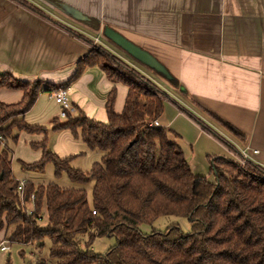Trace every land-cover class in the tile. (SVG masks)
I'll use <instances>...</instances> for the list:
<instances>
[{
  "label": "trees",
  "instance_id": "16d2710c",
  "mask_svg": "<svg viewBox=\"0 0 264 264\" xmlns=\"http://www.w3.org/2000/svg\"><path fill=\"white\" fill-rule=\"evenodd\" d=\"M12 1L48 20L25 0ZM49 1L63 9L60 2ZM83 21L99 30L98 21ZM109 63H114L117 70ZM88 67H98L113 84L105 103L106 121L90 119L73 105L76 113H68L65 123L54 128L68 131L88 150L102 153L100 162L82 173L69 166L70 158H60L49 150L44 127L28 124L24 117L41 90L68 89ZM116 84L127 89L119 114L113 109ZM168 84L187 95L176 79ZM1 88L22 92L20 102L0 104V231L10 229L11 242L29 246L47 239L49 256L56 264H264L263 166L249 159H245V166L225 158L209 159L213 181L194 174L182 149L169 140L173 133L150 127L161 117L165 102L177 106L232 153L242 155L157 84L106 48L99 46L80 60L66 85L24 82L0 75ZM206 113L242 136L216 115ZM21 133L44 136L42 141L29 144L32 150L41 152V159L33 164L20 162L22 169L40 173L51 164L56 176L65 173L73 183L86 185L93 181L91 204L83 189L27 181L23 182V201L34 196L33 211L28 215L18 192L21 182L11 169L13 146ZM44 215L46 225L41 226ZM161 217L187 220L189 233L184 234L177 223L164 231L147 234L141 230ZM102 237L113 238L115 244L106 253L95 254L92 243Z\"/></svg>",
  "mask_w": 264,
  "mask_h": 264
},
{
  "label": "crops",
  "instance_id": "0c3cea01",
  "mask_svg": "<svg viewBox=\"0 0 264 264\" xmlns=\"http://www.w3.org/2000/svg\"><path fill=\"white\" fill-rule=\"evenodd\" d=\"M25 1L42 11L48 20L12 0H0V75L24 82L66 85L90 50L88 43L64 28L90 41L101 36V46L111 50L114 46L102 37L103 28L108 27L156 58L187 95L169 84L165 86L157 75L120 50L116 51L118 58L140 74L147 73L146 78L177 104L246 159L264 167V0H55L63 9L49 0ZM85 19L98 21L99 30L85 25ZM86 87L92 93H86L87 98ZM112 87L98 67H88L68 86L70 102L88 118L105 122V103ZM114 87L113 109L119 114L127 89L122 84ZM43 92L47 91L41 90L39 95ZM21 99V91L10 90V96L0 104H15ZM206 112L216 115L242 136L229 131ZM56 115L48 120L51 129L46 133L57 137L54 151L58 157L66 158L76 154L80 146L68 131L54 129L61 124ZM158 121L160 127L173 133L169 140L182 149L196 175H209V159H231L234 154L170 102L164 103ZM43 138L28 135L29 144ZM62 141L71 148L68 155L58 153L57 145Z\"/></svg>",
  "mask_w": 264,
  "mask_h": 264
},
{
  "label": "rangeland",
  "instance_id": "374dc122",
  "mask_svg": "<svg viewBox=\"0 0 264 264\" xmlns=\"http://www.w3.org/2000/svg\"><path fill=\"white\" fill-rule=\"evenodd\" d=\"M6 1L10 2V0H6ZM100 38L101 36L99 37V41H100ZM91 42L92 44H88L89 50H90L89 53L95 52L97 48L101 46V42L98 44L95 43V38ZM107 44H111V43H107ZM113 48L115 49L111 48V50L110 49H107V50L110 51L113 54V56L115 55V57H117L118 56L117 50L119 49H117L116 47H113ZM109 65L111 66L112 69L117 70V67L114 65V63L113 64L109 63ZM144 69L149 71L147 68H144ZM145 74H143V76L146 77ZM157 80L161 81L163 84H165V86H167L168 84L165 80H163L162 78L158 76H157ZM86 93L89 94L87 87L84 90V96L87 98ZM91 94L92 93H90L89 96ZM50 95H51V92H46V93L43 92L41 93V95H39L41 98L36 102L37 104L35 103L30 114L26 118V121L28 124L42 126L46 130L51 129L50 125L47 124L48 120L50 121L51 119H53V117H55L52 115L57 114L56 116H59L60 108L58 107L57 104H55L53 100L49 98ZM6 96L8 97L10 96V90L5 89L0 92V102H3ZM95 97L97 98V95ZM88 101H90V99H88ZM6 104H10V102ZM59 121L61 124H63L65 123L66 119L59 118ZM46 134H47L49 150L57 154L54 151L56 150L55 145L57 143V137L54 135L48 134V132ZM72 139L75 140L73 137ZM75 141L78 143V146H80L79 151L76 154L69 156L68 153H70L71 148L63 141L57 145V150L59 151L58 153L62 155H65V154L68 155L66 156V158H70L69 166L72 169L76 171H80L82 173H87L91 170L94 164L100 162L102 153H100L97 150H88L82 143L81 139L79 138L76 139ZM13 152L14 153H13V158H12L11 169H12V173L15 179L18 182L34 181L42 185L43 184L47 185L49 183H55L63 188L83 189L85 190V193L87 194L89 204H91L92 188L94 186L93 181H90L86 185H82L80 183H73L65 173L60 174V176H56L54 167L51 164L45 165L43 171L40 173L22 169L20 162H23L25 164H33V163L38 162L41 159V152L39 150H32L30 148L28 135H26L25 133H21L19 135L17 143L13 146ZM225 159L235 162L239 164L240 166H245V158L243 156L233 154L231 159L230 158H225ZM197 167L198 169L203 168V166H197ZM209 180L213 181V178L211 177L209 178ZM22 207L26 211H33V205L31 203L25 204L22 201ZM45 221H46V217L44 215L43 220L41 221V226L46 225ZM173 223H177L181 231L184 234L189 233L190 226L187 220L178 219L175 217H161L157 219L154 223H152L150 226L142 227L141 230L147 234L153 230L164 231L168 226H170ZM10 234H11L10 229L8 230L4 229L0 231V243L3 242L5 246L9 248V251L7 252H0V264H36L38 260L45 261V264H56V260L51 259L49 256L50 243L47 239H44L43 242L40 244L23 246V245H18L16 243L11 242ZM82 241H85V240H82ZM114 244H115V240L113 238L102 237V238L95 239L92 243L91 248L95 254L102 255L106 253L107 250L110 247H112Z\"/></svg>",
  "mask_w": 264,
  "mask_h": 264
},
{
  "label": "water",
  "instance_id": "95a60500",
  "mask_svg": "<svg viewBox=\"0 0 264 264\" xmlns=\"http://www.w3.org/2000/svg\"><path fill=\"white\" fill-rule=\"evenodd\" d=\"M102 37L111 43L114 47L123 52L131 60L139 64L140 66L147 68L158 77L165 80L167 83L173 81V77L168 70L150 53L136 46L132 42L122 37L116 31L105 27L102 30Z\"/></svg>",
  "mask_w": 264,
  "mask_h": 264
},
{
  "label": "built area",
  "instance_id": "2783aa9c",
  "mask_svg": "<svg viewBox=\"0 0 264 264\" xmlns=\"http://www.w3.org/2000/svg\"><path fill=\"white\" fill-rule=\"evenodd\" d=\"M95 43L98 44L100 43L99 41V37L95 38ZM49 98L51 100H53L55 102V104L58 105V107L60 108V112H59V118L60 119H66L67 114H72L74 115L76 113L75 108L73 107V105L70 102V98H69V94H68V89H58L54 92H51V95L49 96ZM150 127H160V123L158 120H154L151 124ZM243 157L246 159V157L243 155ZM23 182H21L18 186V192L19 195L21 197V201H23ZM34 200V196L31 195L29 198V201L24 202L23 203H32ZM28 213V215L31 214V211H26ZM95 214V212H93V215ZM9 251V248L7 246H5V244L2 242L0 243V252H7Z\"/></svg>",
  "mask_w": 264,
  "mask_h": 264
}]
</instances>
